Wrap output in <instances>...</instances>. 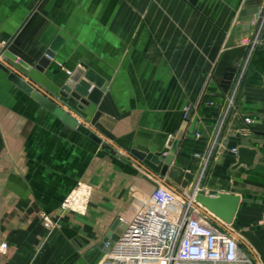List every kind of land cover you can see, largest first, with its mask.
<instances>
[{"label": "crops", "instance_id": "0c3cea01", "mask_svg": "<svg viewBox=\"0 0 264 264\" xmlns=\"http://www.w3.org/2000/svg\"><path fill=\"white\" fill-rule=\"evenodd\" d=\"M263 2L0 0V63L101 139L69 127L0 67V264H100L106 238L161 183L182 192L203 168L211 181L199 192L240 198L231 227L264 264V40L238 68ZM79 69L105 80L97 103L65 92ZM190 108L195 137L180 141L165 176L145 167L136 154L165 158ZM241 147L256 151L251 166L238 164ZM77 189L89 192L85 210L60 214ZM41 211L60 229L47 231Z\"/></svg>", "mask_w": 264, "mask_h": 264}, {"label": "built area", "instance_id": "2783aa9c", "mask_svg": "<svg viewBox=\"0 0 264 264\" xmlns=\"http://www.w3.org/2000/svg\"><path fill=\"white\" fill-rule=\"evenodd\" d=\"M196 194L160 184L122 234L105 242L100 264H254L242 249L241 236L199 204Z\"/></svg>", "mask_w": 264, "mask_h": 264}, {"label": "water", "instance_id": "95a60500", "mask_svg": "<svg viewBox=\"0 0 264 264\" xmlns=\"http://www.w3.org/2000/svg\"><path fill=\"white\" fill-rule=\"evenodd\" d=\"M60 43L61 40H57V42L52 46L50 52H48L47 54L49 57H53L54 52L59 48ZM3 53L11 61L16 60V57L10 54L9 52L4 51ZM48 64L49 60L45 58L41 61L40 66L45 67ZM0 67L9 74V79L11 81L18 84L26 92L31 94L37 102H39L44 108L55 114V116L60 118L69 127L77 129L79 132L89 136L97 143L101 142L100 137L94 131H92L84 123L76 119L61 104L57 103L54 99L45 95L40 90L35 89L31 84L26 83L19 75L14 73V70H12L11 68H8L2 65L1 63ZM83 76H85V80H82ZM70 79L71 81H69L66 87L64 88L65 92L71 93L76 98L83 97L94 103H97L99 101L102 95L101 89L105 84V80L96 72H94L93 70H88L87 72H85L84 70L79 69L74 74H72ZM92 84L95 88L92 86ZM193 113V108H190L186 114L185 121L179 129L175 140L171 144V148L168 150V154L165 158L162 157L161 153L154 154L149 152L147 154H136L145 167L160 174L161 176H165L169 165L172 162L173 155L177 151L180 141L184 138V136L188 138L195 137L194 131L196 118L192 120L191 125L188 128V124L193 117ZM255 155V150L246 147H241L238 150V164H245L247 166H251L254 162ZM195 198L199 204L205 207L215 217L227 224H231L233 222L240 203V198L238 196L226 193H218L214 196L198 193L196 194ZM107 240L108 239L106 238L105 242Z\"/></svg>", "mask_w": 264, "mask_h": 264}, {"label": "rangeland", "instance_id": "374dc122", "mask_svg": "<svg viewBox=\"0 0 264 264\" xmlns=\"http://www.w3.org/2000/svg\"><path fill=\"white\" fill-rule=\"evenodd\" d=\"M254 24H255V28L252 32L250 39H248V41H247L248 46H249V51L247 53L245 60L238 65V68L240 70L242 68L243 72L247 70L249 63H250L252 57L254 56L255 50L261 46V44L263 43V40H264V2L261 5V7L259 8L258 14L254 20ZM230 103H232V102H230ZM210 181L211 180H210V178H208L205 168H203L187 186H185L181 189V191L186 192L188 194H191L196 190V191H198V193H201V192H199L198 189L206 191L205 188L207 187L208 184H210L209 183ZM161 185H162V183H161ZM79 186H81V184H79ZM79 191L80 190L77 189V190L71 192V194L61 204V206H60L61 213L60 214L67 212V211H71L72 213H77V212L80 213V212L85 210V208H86L85 207V203H86L85 201L87 198L86 196H88L89 192L85 193V195H80L79 196L81 198L80 199L77 197L78 194H76ZM73 196H74V198L75 197L76 198L74 199ZM69 198L74 199V204L67 203V200ZM82 199H84V200H82ZM75 202H76V204H75ZM77 204H79V205H77ZM39 218L41 220L42 225L44 226V228L47 231H57L61 227V223L59 221V219H60L59 216H56V219H55V217H53V215H51L50 213H47L45 211H41V212H39ZM46 222H51L52 226L51 227L46 226ZM236 233L239 234L242 238V234L240 233V231H236ZM4 243H6V242H4ZM241 243H242V249L245 252H247V254H249V256H251L253 259V254L251 253V249L252 250H254V249L252 248L250 242L247 239L242 238Z\"/></svg>", "mask_w": 264, "mask_h": 264}, {"label": "bare ground", "instance_id": "6f19581e", "mask_svg": "<svg viewBox=\"0 0 264 264\" xmlns=\"http://www.w3.org/2000/svg\"><path fill=\"white\" fill-rule=\"evenodd\" d=\"M76 194H78L77 197L80 198L79 196H80V195H83V194H85V193H84L83 191H79V192L76 193ZM73 198H74V196H73ZM75 198H76V197H75ZM75 198H74V199H75ZM80 199H81V198H80ZM82 200H84V199H82ZM77 201H78V200H77ZM78 203H79V202H78ZM75 204H76V202H75ZM77 205H79V204H77ZM80 205H81V204H80ZM78 207H79V206H78Z\"/></svg>", "mask_w": 264, "mask_h": 264}]
</instances>
